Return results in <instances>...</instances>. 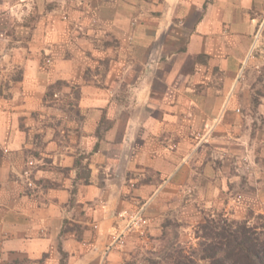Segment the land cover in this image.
I'll return each mask as SVG.
<instances>
[{"label":"crops","instance_id":"obj_1","mask_svg":"<svg viewBox=\"0 0 264 264\" xmlns=\"http://www.w3.org/2000/svg\"><path fill=\"white\" fill-rule=\"evenodd\" d=\"M263 36L264 0H0V264H120L125 212L259 204L229 192Z\"/></svg>","mask_w":264,"mask_h":264},{"label":"rangeland","instance_id":"obj_2","mask_svg":"<svg viewBox=\"0 0 264 264\" xmlns=\"http://www.w3.org/2000/svg\"><path fill=\"white\" fill-rule=\"evenodd\" d=\"M240 80L245 91L243 112L249 119L250 153L233 167L231 174L235 177H232L234 182L229 195L235 202L242 200L243 196L257 195L259 204L249 205L240 216L232 209L227 213L222 207L206 208L193 220L163 222L158 231L150 230L141 211L125 212L122 214L125 219L123 231L113 244L118 256L122 257L120 264H173L179 253L191 256L201 264L202 226L208 219L216 222L219 219L222 222L226 219L246 220L251 226L264 223V36L245 62ZM241 110H237L238 113H242ZM132 215L140 217L137 224L130 222ZM131 233L137 237V242L127 250V235Z\"/></svg>","mask_w":264,"mask_h":264},{"label":"trees","instance_id":"obj_3","mask_svg":"<svg viewBox=\"0 0 264 264\" xmlns=\"http://www.w3.org/2000/svg\"><path fill=\"white\" fill-rule=\"evenodd\" d=\"M201 264H264V223L208 219L202 226ZM207 239V240H206ZM173 264H200L193 257L178 254Z\"/></svg>","mask_w":264,"mask_h":264},{"label":"built area","instance_id":"obj_4","mask_svg":"<svg viewBox=\"0 0 264 264\" xmlns=\"http://www.w3.org/2000/svg\"><path fill=\"white\" fill-rule=\"evenodd\" d=\"M130 218H131V219H130V222H131L132 224H137L138 221H139V219H140V217H137V215H132Z\"/></svg>","mask_w":264,"mask_h":264}]
</instances>
